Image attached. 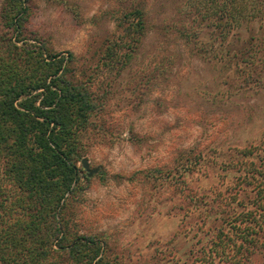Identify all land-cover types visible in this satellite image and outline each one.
Here are the masks:
<instances>
[{
    "label": "rangeland",
    "instance_id": "obj_1",
    "mask_svg": "<svg viewBox=\"0 0 264 264\" xmlns=\"http://www.w3.org/2000/svg\"><path fill=\"white\" fill-rule=\"evenodd\" d=\"M223 1L30 0L28 42L71 54V78L99 102L80 144L82 158L99 170L89 176L78 162L83 180L67 216L73 233L104 241L105 262L264 264V236L254 251L247 228L254 205L264 220V193L262 202L244 199L240 181L233 187L239 173L227 169L223 179L217 172L234 147L264 133V90L242 88L234 51L218 49L214 27ZM230 1L229 10L242 12L230 38L236 52L264 37V15L256 17L264 2ZM6 2L0 0V33L8 30ZM136 9L145 14V33L132 58L109 66L104 51L122 41L121 18ZM198 161L201 170L190 172ZM188 188L208 203L191 201ZM234 212L231 225L224 219Z\"/></svg>",
    "mask_w": 264,
    "mask_h": 264
},
{
    "label": "trees",
    "instance_id": "obj_2",
    "mask_svg": "<svg viewBox=\"0 0 264 264\" xmlns=\"http://www.w3.org/2000/svg\"><path fill=\"white\" fill-rule=\"evenodd\" d=\"M227 2L220 4L221 13L216 16L218 49L222 54L234 51L231 62L235 72L240 70L242 88L263 91V34L256 36V42H243L235 52L230 38L232 32L233 37L239 33L237 13L241 11L229 10ZM262 10H256V17L264 15ZM30 15V0H7L1 14L11 34L8 30L0 33V264H111L104 260V241L73 233L67 216L83 180L78 166L83 159L81 135L98 111L99 102L84 84L71 78L67 67L71 54L66 58L28 42L24 34ZM248 18L255 17L250 12ZM120 25L122 41H112L104 51L109 66L132 58L146 30L145 14L141 9L125 13ZM234 151L220 163L218 177L224 179L230 174L227 169H235L239 175L233 187L240 181L244 199L262 202L264 133L255 142L234 147ZM199 161L190 165V172L198 165L201 170ZM196 193L190 188L187 197L208 203L202 200L204 193ZM224 194L219 190L217 196ZM259 207L254 205L247 226L252 230L248 243L254 251L264 236V220L256 218ZM238 213L224 220L232 225Z\"/></svg>",
    "mask_w": 264,
    "mask_h": 264
},
{
    "label": "water",
    "instance_id": "obj_3",
    "mask_svg": "<svg viewBox=\"0 0 264 264\" xmlns=\"http://www.w3.org/2000/svg\"><path fill=\"white\" fill-rule=\"evenodd\" d=\"M81 162H82L84 169H86L88 171L89 176L93 175L94 173H96L99 170L98 167L97 168L91 167V164H90V161L88 158H83Z\"/></svg>",
    "mask_w": 264,
    "mask_h": 264
}]
</instances>
